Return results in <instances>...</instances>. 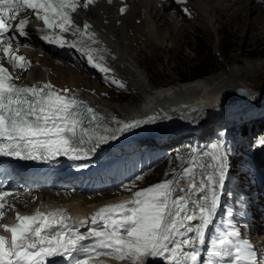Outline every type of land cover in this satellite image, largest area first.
<instances>
[{
  "label": "snow or ice",
  "instance_id": "snow-or-ice-1",
  "mask_svg": "<svg viewBox=\"0 0 264 264\" xmlns=\"http://www.w3.org/2000/svg\"><path fill=\"white\" fill-rule=\"evenodd\" d=\"M95 2L0 0V156L47 160L62 155L79 160L94 153L99 144L115 140L118 133L141 123H124L115 129L105 127V134L98 135L85 124L82 102L64 94L69 89L57 91L51 83L23 87L17 83L20 75L10 73L5 66L6 63L23 71L31 67L32 62L18 54L21 45L16 43L14 48L16 36L10 33L14 29L18 36L27 37V27L40 22L42 26L36 30L46 43L76 49L101 72L110 73V68L94 62L95 54L101 50L91 47L99 43L92 26L87 21L81 26L74 19L80 9L86 10ZM68 34L81 39L69 41ZM103 59L99 56L100 61ZM112 82L124 87L114 78ZM86 111L91 120L97 119L92 108ZM87 143L92 146L84 147ZM219 147L213 145V148ZM214 159L218 179L210 175L200 182L199 192L206 194L192 202L193 209L189 208L186 197L174 196L175 182L165 181L135 192L131 200L100 208L92 216V227L86 233L69 227L66 220L70 218L64 210L45 213L37 209L32 216L17 213L15 226L0 225L11 233L10 240L0 236V264H46L48 257L74 258L76 252H87V258L76 259L75 264H89L93 257L101 255L129 260L130 264H146L148 258H161L167 264H198L197 246L203 244L206 230L213 222L220 201L217 186L220 190L224 188L228 166L226 152H219ZM189 181V189L196 192L197 183L191 173ZM10 194L0 192V201ZM4 207L0 203V209ZM3 215L0 211V217ZM195 220L199 223L192 226L190 222ZM101 222L102 226L97 227ZM240 236V230L231 225L225 236L214 244V249H218L214 254L230 258L229 264H258L257 252L251 244L239 240ZM90 239L93 244L89 250L85 242Z\"/></svg>",
  "mask_w": 264,
  "mask_h": 264
},
{
  "label": "bare ground",
  "instance_id": "bare-ground-1",
  "mask_svg": "<svg viewBox=\"0 0 264 264\" xmlns=\"http://www.w3.org/2000/svg\"><path fill=\"white\" fill-rule=\"evenodd\" d=\"M188 1L190 5L194 6L193 10L196 9L200 14L203 13L211 26L215 28V16H213L215 7L210 4L211 2L205 0ZM119 2L120 4H118ZM163 4H165L166 10L170 6L167 5L166 2L162 3L158 0H111V3H109L108 0H100L99 4L95 7H89L88 9L81 11V14L79 15V17L83 19L88 18L92 20L95 28L99 32L97 38L102 40L109 48L107 51H99L95 54L97 60L94 62L102 63L104 66L112 70L108 74L100 71V75L102 74L100 78L107 81L106 78L115 72L119 79L123 78L125 80L129 77L131 82L136 83L134 85L141 83L145 89L148 88V95L139 99L135 104L133 103L122 106L110 102H104L103 98L100 97V94L98 95L96 93V91H101L99 87L101 84L98 86V84L94 83L96 76L93 72L98 71L99 68L94 67L93 64L89 62H85L84 66L83 57L86 56L76 49L67 47L64 49L63 53L65 55H70L74 52L82 60V63L80 62L76 64V68L70 67L68 70L61 68V64L54 60L43 58V55L40 52L31 49L28 52L29 59L36 63H40L43 66L42 69L39 67L35 69L36 72L34 76L31 77L32 81L51 78L57 88L69 89L70 91L68 93L88 101L90 100L94 105L103 106L117 117H120L125 121L127 120V122L130 120H133V122H141L137 127H133L123 133H118L115 140L109 139L106 143L99 144L96 151L90 154L87 158L68 160L67 168L71 165L82 164L84 161L86 162V166L90 165L92 162L95 163V161L102 159L101 157L103 153L112 148L119 150L123 145H126L124 150L127 151L129 148H134L136 144L141 143V136L146 134L144 132L161 131L153 117L154 115L149 114V112L154 110L153 106H159L160 108L165 107V109L166 107H169L170 110H167V112L169 111V114H173L172 112L175 114L179 113V110L176 111L179 104L184 105V108H188L183 111L190 115L185 119V124L181 122L176 123L175 126H172L174 128L170 129L168 132L177 131L183 132L184 134H193L195 137L201 139L200 141L203 146H205L207 141L212 137V134L215 133L219 127L223 126L224 123L228 122V124H230V122L232 123L233 121L240 122L243 115H250L253 112L251 107L256 101L255 95L251 99L237 103H231L229 100L225 99L224 95H226L225 93H229V91L242 86L249 89V87L246 86L247 77L255 76L264 71V62L251 63L243 61L240 65L235 64L227 71H223L220 75H214L209 78L206 77L202 81H192L184 84L173 83L165 85V87L149 88L147 78L140 73L138 68L139 65L134 59L137 53L135 54L133 49V41L138 42L139 36H134L136 37L135 40L130 37L127 31L128 29L132 30V28L137 29L140 33V39L143 37L148 44L152 43L153 45H156V47H160L162 50H164L165 45L174 44V36L169 35L168 30L161 32L159 30L161 25L157 23V19L164 18L165 22L163 23L169 27L166 10L160 9ZM121 9H125V11L121 12ZM180 18H182V16ZM180 18L171 19L172 22L174 21L176 23V27L180 26V23L178 22V19ZM138 20L142 21L141 25L137 24ZM20 40H23L24 43L25 41L29 42L21 36ZM152 44L150 45L152 46ZM28 45L39 50L34 40L29 42ZM91 47L97 48L96 46ZM24 49L25 48L21 43L18 53L22 52ZM101 55L104 57L103 61L99 60V56ZM90 69L93 71H90ZM91 78H94V80ZM140 91L145 90L143 88V90ZM251 103L253 104L251 105ZM156 114L158 115V113ZM166 115L167 113L164 116ZM252 115L254 117L255 112H253ZM161 129L164 131L168 130L164 124L161 126ZM205 134L207 136L204 138L203 136ZM96 156H99L98 159L95 158ZM198 169H194L191 174L194 179L197 177ZM202 180V178H199V180L195 179V182L197 183L196 192L189 189L188 184L190 182L187 186L185 183H180L177 187V196L186 197V202L189 204L190 209L194 208V205L192 204L193 201H197L203 194H206L199 192V188L202 186L200 183ZM180 188L185 189V191L181 192L179 190ZM133 197L134 193L128 191V189H120L116 193H112L111 191L103 196H91L85 198H76V195H72L68 198L64 196L48 195L43 198L46 200L44 203L47 204L42 205L39 210L45 213L55 210H64V214L70 218L66 220L69 227L78 230L80 233H86L89 228L92 227V216L98 212L100 208L128 201ZM195 214L198 215V212ZM74 215H77V218L81 217L86 220L84 221L86 224L83 226H80L75 222L71 224L70 222ZM198 223V220L190 222L192 226H195ZM96 226H102V222L98 223ZM85 243L88 244L90 250L93 241L90 239ZM200 245L201 244H198L197 246L199 254L201 253ZM73 257L74 258L68 256L48 257L46 259V264H52L55 262V259H61L60 264H75L76 259H86L87 252L73 253ZM93 259L101 260V263L106 261V264H110L112 261L113 264L114 262H116V264H130L129 260L120 261L105 255L93 257ZM146 264H167V262L163 261L161 258H149V260H146Z\"/></svg>",
  "mask_w": 264,
  "mask_h": 264
},
{
  "label": "rangeland",
  "instance_id": "rangeland-1",
  "mask_svg": "<svg viewBox=\"0 0 264 264\" xmlns=\"http://www.w3.org/2000/svg\"><path fill=\"white\" fill-rule=\"evenodd\" d=\"M205 1L211 2L210 4L215 7V12H213V16H215V28L211 26L203 13L200 14L195 8V10H193L194 6L189 5V3L187 5L191 8L192 15L196 18L194 17L192 19L191 17L187 18L184 16L180 18L181 16L178 14V8H175L172 5L174 4L177 6L174 0L171 1L172 4L171 2H167V5H170L167 10L165 9V4L161 5L160 9L166 10L169 27L163 23L165 22L164 18H159L157 19V23L161 25L159 30L161 32L168 30L169 35H173L175 40L174 44L165 45L164 50L158 46L157 48L156 45L150 43L152 44L151 46L143 37L140 39V33L137 29H128L127 33L133 39L136 40V37L134 36H139L138 42L133 41V49L135 54L137 53L134 59L139 65L138 68L140 73L147 78L149 88L165 87V85L173 83L184 84L192 81H202L206 77L200 80L190 79L184 83L181 82V72L187 67L197 65L199 62H202L205 66L211 67L215 70L207 78L214 75H220L223 71H227L235 64L240 65L243 61L251 63L264 62V0ZM177 16L180 18L178 19V22L180 23L179 27H176V23L171 21V19L178 18ZM141 23V20L137 21L138 25H141ZM56 57L57 59L53 57L49 58L61 64V68L67 70L70 67L73 68L72 65H67L61 56L57 55ZM76 58L79 62L80 58ZM83 59L86 60L83 63L85 66V62L88 63V61L86 57H83ZM72 63L75 64V61ZM90 71L93 70L90 69ZM97 72L99 73V76L102 75H100V70ZM93 73L95 74V71ZM91 79L94 80V78ZM246 81V86L249 87L251 91L253 89L254 91L261 92V90L264 89V71L255 76L247 77ZM94 83L98 84V86L101 84L98 76H96ZM122 83L124 85L122 90H128L127 93H121V95H119L116 92H112L110 94L109 91L107 92L104 90L102 84L99 86L101 91H96V93L98 95L100 94V97L102 96L101 94H109L111 97H108V100L103 99L104 102H110L122 106L133 103L135 104L139 99L148 95V88L145 89L141 83L134 85L136 83L131 82L129 77L125 80L123 79ZM143 88L145 91H140L143 90ZM254 95L256 97L261 94L255 93ZM258 98L259 97H256L254 104L251 103V105L253 104L251 107L253 112H256V108L260 103ZM253 112L250 115L246 114L247 118L253 117ZM244 116L245 115H243V117ZM259 123L264 124V118L260 119ZM224 124L229 125L228 122ZM219 131L222 132V128H220ZM187 140H190V138L186 137L181 141L186 142ZM241 144L242 145L239 146L235 155L229 154V152L222 149L221 146L215 150L207 149L199 152L198 150L189 149L187 147L186 153L184 154H180L177 150H172V153L168 152L167 155H159L155 160L148 161V164L145 167L141 164V158L137 156L135 161L138 159L137 163L139 166L134 165V163L131 164V162L123 166V168L126 167L129 173L119 172L117 178L109 177V175L106 174L103 175L104 177L99 176L95 179H91L92 182L91 180H88L90 181L89 183H93L92 186L94 187H99L101 185L104 186L105 184L109 186L110 181L112 180L115 183L113 187L109 186L107 189H103V192L101 189L91 190L89 192H93L94 194L97 193L98 196H102L105 192L116 191L120 190V188L126 187L131 190L132 193H135L158 183L174 181V186L176 187L174 196L178 197L177 186L179 181L183 178V182H185L187 186L190 182L189 173L192 171L190 168L193 164H195L197 169L199 168L198 171L196 170V180H199V178L206 180L210 175L214 176L215 179H218L219 171L214 167L216 165L214 157L219 152H226L227 157L230 159V161L227 162L228 166L226 173L231 170L233 180L230 181L231 177H229V181L232 182L228 186L231 199H229L228 204H222L223 208L220 210L222 216L218 220L219 225H222L221 223H223L224 226L225 223L228 222L227 219L231 218L230 214L238 217L244 214H249L253 217V215H256L257 211L264 214V154H262L264 135L259 136L258 133H255L253 137L243 140ZM172 145L173 144H170L167 147H171ZM159 150L155 148L153 152L157 153ZM173 153L176 155V159L171 157ZM206 153H210L214 160L210 161L205 155ZM144 155L145 154H142L141 157L143 158ZM203 155L204 158L202 160L204 161L200 162L199 156ZM137 167H140V170L142 171H137ZM227 178V175H225V180H228ZM90 185L91 184H89V186ZM209 186H211V182H209ZM217 190L219 191L218 186ZM235 193L241 194L242 197L238 196V194L234 195ZM82 197L83 196H78L76 198ZM227 207L228 210H226ZM230 207L233 208L232 211H229ZM258 219L263 220L262 218ZM213 227V233L208 238L206 246L202 247L203 253L199 257L201 264H224L223 262L225 261V257L214 254L218 249H214L213 246L218 240L214 239V233L216 232L217 227H215V225ZM212 248L214 251H212ZM105 263L106 261L102 264ZM114 264H116V262H114Z\"/></svg>",
  "mask_w": 264,
  "mask_h": 264
},
{
  "label": "trees",
  "instance_id": "trees-1",
  "mask_svg": "<svg viewBox=\"0 0 264 264\" xmlns=\"http://www.w3.org/2000/svg\"><path fill=\"white\" fill-rule=\"evenodd\" d=\"M184 71H182L184 73L181 72L182 74L181 82L182 83H184L185 81H189L190 79H193V80L203 79L205 77L210 76L212 72H214L215 70L211 67L205 66L204 63L199 62L197 63V65L185 68Z\"/></svg>",
  "mask_w": 264,
  "mask_h": 264
},
{
  "label": "water",
  "instance_id": "water-1",
  "mask_svg": "<svg viewBox=\"0 0 264 264\" xmlns=\"http://www.w3.org/2000/svg\"><path fill=\"white\" fill-rule=\"evenodd\" d=\"M225 94L231 96L232 100L242 99V98L250 95V93L248 91L240 90V89L231 90V91H229V93H225Z\"/></svg>",
  "mask_w": 264,
  "mask_h": 264
}]
</instances>
